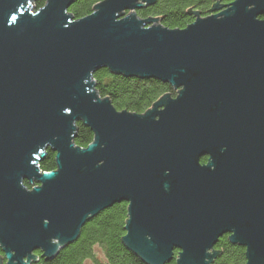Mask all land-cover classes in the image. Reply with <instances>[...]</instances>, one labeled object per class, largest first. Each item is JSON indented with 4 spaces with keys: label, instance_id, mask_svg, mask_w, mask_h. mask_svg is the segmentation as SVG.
Returning a JSON list of instances; mask_svg holds the SVG:
<instances>
[{
    "label": "water",
    "instance_id": "95a60500",
    "mask_svg": "<svg viewBox=\"0 0 264 264\" xmlns=\"http://www.w3.org/2000/svg\"><path fill=\"white\" fill-rule=\"evenodd\" d=\"M33 1L0 0V264L53 258L119 202L122 242L146 264L174 250L175 264H209L224 234L264 264V0L174 29L134 14L154 0H101L78 19L75 0ZM100 67L176 93L117 110L94 90ZM48 148L55 169L41 172Z\"/></svg>",
    "mask_w": 264,
    "mask_h": 264
},
{
    "label": "trees",
    "instance_id": "16d2710c",
    "mask_svg": "<svg viewBox=\"0 0 264 264\" xmlns=\"http://www.w3.org/2000/svg\"><path fill=\"white\" fill-rule=\"evenodd\" d=\"M45 1L34 0V10L41 8ZM100 1L75 0L69 6L68 13L73 19L81 18L91 13L94 4ZM214 3L215 0H154L136 9L134 14L140 19L155 17L162 27L183 28L197 16L210 14ZM93 79L95 92L100 97H107L114 108L138 114L143 113L161 96H174L176 91L161 80L123 75L112 72L107 67L96 70ZM75 126L74 144L86 147L92 140V132L81 121H77ZM38 165L41 171L54 170V152L46 149ZM24 184L31 188L26 181ZM126 218L127 203H115L86 221L77 238L59 249L53 258H42L39 251H36L39 258L31 264H84L86 260H90L92 264H146L122 242ZM96 248L99 249L101 258L96 255ZM213 250L216 255L209 264H245L244 247L231 243L227 234L217 240ZM176 253L177 250H174L173 258L166 264H175Z\"/></svg>",
    "mask_w": 264,
    "mask_h": 264
},
{
    "label": "flooded vegetation",
    "instance_id": "af4514ba",
    "mask_svg": "<svg viewBox=\"0 0 264 264\" xmlns=\"http://www.w3.org/2000/svg\"><path fill=\"white\" fill-rule=\"evenodd\" d=\"M231 0H228V1H225V0H215V3L218 5H223V4H227L228 2H230ZM215 3H214V6H215ZM216 12V11H215ZM199 162L201 164H205V163H208L209 162V158L208 156L204 155L202 156L200 159H199ZM41 171V170H40Z\"/></svg>",
    "mask_w": 264,
    "mask_h": 264
},
{
    "label": "rangeland",
    "instance_id": "374dc122",
    "mask_svg": "<svg viewBox=\"0 0 264 264\" xmlns=\"http://www.w3.org/2000/svg\"><path fill=\"white\" fill-rule=\"evenodd\" d=\"M31 4H32V3H31ZM33 10H34V9H33ZM33 10H31V11H33ZM175 93H176V91H175ZM95 253H96V255H97L98 257H100V258L102 257V256H101V253H100V251H99L98 248L95 249ZM84 264H92V263H91L90 260H86V261H84Z\"/></svg>",
    "mask_w": 264,
    "mask_h": 264
},
{
    "label": "built area",
    "instance_id": "2783aa9c",
    "mask_svg": "<svg viewBox=\"0 0 264 264\" xmlns=\"http://www.w3.org/2000/svg\"><path fill=\"white\" fill-rule=\"evenodd\" d=\"M37 166L39 167V165H38V163H37ZM41 172H43V171H41ZM37 255V259H36V261L38 260V258H39V256H38V254H36Z\"/></svg>",
    "mask_w": 264,
    "mask_h": 264
}]
</instances>
